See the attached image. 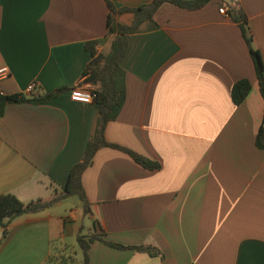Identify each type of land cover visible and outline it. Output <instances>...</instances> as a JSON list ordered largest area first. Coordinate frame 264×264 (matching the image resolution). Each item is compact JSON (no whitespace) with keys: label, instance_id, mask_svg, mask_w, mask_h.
Returning a JSON list of instances; mask_svg holds the SVG:
<instances>
[{"label":"crops","instance_id":"obj_1","mask_svg":"<svg viewBox=\"0 0 264 264\" xmlns=\"http://www.w3.org/2000/svg\"><path fill=\"white\" fill-rule=\"evenodd\" d=\"M109 1L131 8L152 0ZM233 2L245 12L264 79V0H209L196 9L162 2L128 36L125 99L104 131L159 167L99 148L81 175L90 212L70 195L14 217L0 226V264H47L61 245L75 252L80 227L104 232L91 242L88 264H264V149L255 145L264 99L241 26L218 10ZM107 12L105 0H0V67L8 69L0 90L57 91L5 104L0 195L50 199L82 158L97 105L73 101L69 91L91 85L82 74L85 43L95 41L101 54L110 49ZM133 19L131 11L114 14L119 24ZM242 78L250 89L235 104L230 88ZM107 242L150 245L158 254Z\"/></svg>","mask_w":264,"mask_h":264},{"label":"trees","instance_id":"obj_2","mask_svg":"<svg viewBox=\"0 0 264 264\" xmlns=\"http://www.w3.org/2000/svg\"><path fill=\"white\" fill-rule=\"evenodd\" d=\"M105 1L108 9L106 29L108 33H115V36L111 42L110 49L106 54H101L96 51L94 48L95 41H87L85 43V49L89 52L90 59L82 72L85 76V81L94 86L92 101L97 105V117L93 135L86 142L82 158L71 166L66 183L61 191L55 193L50 199H36L23 203L11 193L1 194V227H6L7 224L18 215L38 212L70 195H76L78 197L84 214L89 213L90 202L88 201L82 186L81 175L83 170L91 163L96 150L101 147L119 149L127 153L135 162L144 168L154 169L159 167L158 162L148 159L127 147L109 142L105 138L104 131L106 124L117 116L125 99L124 69L120 65V60L126 51L129 34L132 33L143 20L152 18L155 10L162 2H170L186 9H196L209 0H152L148 3H143L131 8H115L109 0ZM120 11H131L134 13V19L130 25L119 24L114 21V14ZM227 12L232 20L238 22L244 32L246 44L253 60L259 91L264 99L263 63L257 49L252 45L251 37L245 29V12L236 2L229 5ZM249 89L250 83L247 79L242 78L236 80L230 88V98L232 102L235 104L241 102L247 95ZM56 92L57 91L36 93L29 96L23 94H0V115L3 112L6 103L19 101H44L54 97ZM255 145L264 149V114L256 132ZM93 229L95 228L83 232L80 227L75 235V243L80 251L79 259L74 256V251L72 253L66 252L64 246L53 249L47 259V264H88V250L91 242L96 239L103 240L104 235V232L100 230V227L98 228V231ZM107 243L115 247L145 251L150 255L158 254V250L150 245H122L119 243Z\"/></svg>","mask_w":264,"mask_h":264},{"label":"built area","instance_id":"obj_3","mask_svg":"<svg viewBox=\"0 0 264 264\" xmlns=\"http://www.w3.org/2000/svg\"><path fill=\"white\" fill-rule=\"evenodd\" d=\"M220 13L227 14V10L224 6H220L218 8ZM8 73V69L6 66L0 67V79L5 77ZM33 89V84L28 85L27 90L31 91ZM94 86L91 84L88 85H75L69 91V98L73 101L79 102H90L93 98ZM0 94H3L0 90Z\"/></svg>","mask_w":264,"mask_h":264},{"label":"rangeland","instance_id":"obj_4","mask_svg":"<svg viewBox=\"0 0 264 264\" xmlns=\"http://www.w3.org/2000/svg\"><path fill=\"white\" fill-rule=\"evenodd\" d=\"M72 197H73V199H75V200L78 199L76 195L70 196L69 198L72 199ZM71 244H73V247L75 248L74 256H75L76 258L79 259V257H80V251H79V249H78L77 246H76L75 240H71ZM64 246H65V248H66V252H71V253L73 252V249H72L70 246H68V245H61V247H64ZM66 252H65V253H66ZM71 255H72V254H71Z\"/></svg>","mask_w":264,"mask_h":264},{"label":"water","instance_id":"obj_5","mask_svg":"<svg viewBox=\"0 0 264 264\" xmlns=\"http://www.w3.org/2000/svg\"><path fill=\"white\" fill-rule=\"evenodd\" d=\"M232 1V0H231ZM2 233H4V230H3V232Z\"/></svg>","mask_w":264,"mask_h":264}]
</instances>
